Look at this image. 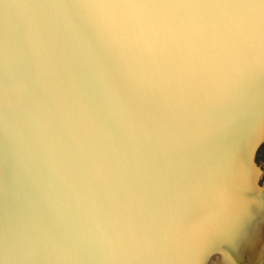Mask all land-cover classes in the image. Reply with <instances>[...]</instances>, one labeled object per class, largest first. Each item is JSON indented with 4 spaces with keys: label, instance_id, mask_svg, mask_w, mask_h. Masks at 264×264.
Masks as SVG:
<instances>
[{
    "label": "snow or ice",
    "instance_id": "obj_1",
    "mask_svg": "<svg viewBox=\"0 0 264 264\" xmlns=\"http://www.w3.org/2000/svg\"><path fill=\"white\" fill-rule=\"evenodd\" d=\"M53 6L75 10L87 24L88 33L79 32L86 49L74 39L63 60V76L80 112L113 141L122 136L130 141L146 121L159 122L169 132L159 142L160 154L175 153L179 161L158 170L154 182L138 171L126 201L112 196L111 214L122 222L109 231L97 220L94 235L77 237L69 246L54 243L55 259L99 255L123 264H163L174 231L209 225L213 237L235 242L246 214L231 207L229 174L202 170L192 152L208 139L199 125L212 110L226 102L240 106L245 87L264 75V0H53ZM25 90L0 86L4 107L10 91ZM105 109L115 130L102 118ZM236 119L243 137L264 123V109L257 113L250 103L239 108ZM192 120L197 127L189 126ZM181 123L183 134L169 127ZM9 248L5 237L0 264L12 259Z\"/></svg>",
    "mask_w": 264,
    "mask_h": 264
},
{
    "label": "rangeland",
    "instance_id": "obj_2",
    "mask_svg": "<svg viewBox=\"0 0 264 264\" xmlns=\"http://www.w3.org/2000/svg\"><path fill=\"white\" fill-rule=\"evenodd\" d=\"M36 11L37 8L26 9L18 1L0 0V13L20 22L27 28L24 33H29V40L35 42L27 45L22 33L10 43L8 36L4 39L0 34V86L19 81L6 86L26 88L24 92L10 91L7 107L0 99V235L10 245L9 264H123L99 255L59 261L55 259L54 243L69 246L77 237L94 235L97 220L109 231L117 227L122 217L111 214L113 194L126 201L135 191L132 185L138 171L151 176L154 182L158 170H165L170 160L179 166L178 158L175 153L160 154L159 142L169 132L159 122L146 121L145 128H138L130 141L123 136L119 141L107 139L105 130L92 125L73 102L64 68L30 77L26 67L38 45L36 41L48 35L61 61L74 39L82 52L86 49L79 32L88 33L86 22L71 8L62 10L52 3V18ZM35 12L37 17L41 16L37 18ZM57 28L64 31L65 37L55 35ZM39 55L48 53L42 51ZM73 71L79 75L77 65ZM14 75L18 77L14 79ZM241 99L240 106L226 102L212 110L207 122L199 125L208 139L203 147L192 152L194 163L202 170L229 174L234 193L231 207L237 214H246L240 235L235 242L225 243L211 235L212 225L174 231L170 242L173 255L180 260L169 264H264V123H258L242 137L240 121L236 119L239 108L250 103L257 113L264 109V75L246 87ZM102 118L116 129L108 110L102 112ZM189 126L197 127V121L192 120ZM169 127L181 134L186 131L183 123ZM34 130L40 132V138L33 143L20 141L25 132L33 134ZM250 139L256 144L249 156V173L243 169L236 173L243 168L241 154ZM135 211L142 209L136 205ZM213 248L216 250L208 255ZM29 253H35V258L26 259Z\"/></svg>",
    "mask_w": 264,
    "mask_h": 264
},
{
    "label": "bare ground",
    "instance_id": "obj_3",
    "mask_svg": "<svg viewBox=\"0 0 264 264\" xmlns=\"http://www.w3.org/2000/svg\"><path fill=\"white\" fill-rule=\"evenodd\" d=\"M7 1H9V2H12V1H18V2H20L21 4H23V5H25V8L26 9H29L31 6L32 7H35V8H37V10L38 11H40L39 13L40 14H42V15H45L46 17H51L52 18V16H51V8H52V3H53V0H6V3H7ZM16 4V3H15ZM27 6H30V7H28L27 8ZM62 8V10H63V7H61ZM11 10H12V8H11ZM38 11H36V12H38ZM27 12H29V11H27ZM36 12H35V14H36ZM64 12V11H63ZM38 13V14H39ZM65 13V12H64ZM28 15V14H27ZM36 17H37V14L35 15ZM41 16V15H40ZM39 15H38V17H40ZM37 17V18H38ZM27 19V18H26ZM35 23V22H34ZM53 25V24H52ZM25 29H27V28H25V27H23V25L20 23V22H18V21H16V20H14V18L11 16V15H4V14H2V13H0V34L4 37V39L6 38V36H8L7 38L10 40V43H13L14 41H15V39L17 38V37H19V35H21L22 33H23V35H25V37L23 38L24 39V41H26V39H27V41L25 42L27 45H29V44H34L35 42L33 41L32 42V40H29V38H28V35H29V33H24L26 30ZM35 30V29H34ZM33 31V30H32ZM54 33H55V35L56 36H59V37H65V33H64V31L62 30V29H60V28H57L56 30H54ZM32 34V33H31ZM32 37V36H31ZM30 37V38H31ZM22 38V37H21ZM33 38V37H32ZM15 44V43H14ZM36 44H38V45H35V50H34V54H32L31 53V55L32 56H30L29 57V64L27 65V67L26 68H28V73H29V75H30V77L32 78V77H34L35 76V73H45V72H51V71H49V70H56L57 68H64L63 67V60H64V56H65V53L62 55V58H61V61H60V58H57V56H58V51H56L55 50V48H54V44H53V41L52 40H50L49 39V37H48V35H46V37L45 38H43L42 39V41H36ZM43 44V45H42ZM15 46V45H14ZM47 52L48 53V55H46V56H41V55H39V52ZM15 52V51H14ZM35 55V56H34ZM28 59V58H27ZM21 62H22V60H21ZM62 62V63H61ZM22 65H23V63H21ZM18 66H20V64L18 65ZM16 67V66H15ZM23 67V66H22ZM25 68V67H24ZM25 68V69H26ZM56 68V69H55ZM21 70V69H20ZM19 70V71H20ZM7 71V70H6ZM16 72H18V71H16ZM6 73V72H5ZM13 73V72H12ZM11 73V74H12ZM14 74V73H13ZM22 74V73H21ZM27 74V73H26ZM20 75V74H19ZM10 76H13V75H10ZM9 76V77H10ZM24 76V75H23ZM8 77V76H7ZM16 77H18V76H16V75H14V79H16ZM25 77V76H24ZM5 78V77H4ZM46 78V77H45ZM44 78V79H45ZM18 79V78H17ZM3 81V80H2ZM15 83L16 82H19V81H14ZM14 82H12V83H14ZM11 83V84H12ZM8 84H10L9 82H8ZM8 84H5V85H8ZM10 84V85H11ZM17 84V83H16ZM12 86V85H11ZM246 91V87H245V89L243 90V93H242V95L244 94V92ZM31 104V103H30ZM27 105H29V104H27ZM38 106V105H37ZM18 107V106H17ZM19 108H20V105H19ZM40 108V107H39ZM13 109V108H12ZM16 109H18V108H16ZM14 111V110H13ZM10 112H11V110H10ZM37 113V112H36ZM11 114V113H10ZM40 114V113H39ZM40 115H42V114H40ZM39 115V116H40ZM38 116V117H39ZM40 117H42V116H40ZM11 134V133H10ZM15 134V133H14ZM40 132L39 131H37V130H34V133L33 134H28V133H24L22 136H21V139H20V141L22 142V141H25L26 143H33L36 139H38V138H40ZM12 136V135H11ZM14 136V135H13ZM255 141L253 140V139H250L246 144H245V147H244V152L241 154V157H242V162H241V165L243 166V168L241 167L240 169H237V170H235V172L236 173H239L240 171H242V169H243V171H246L247 172V174L249 173V170H248V168L247 167H249L248 166V164H249V156H250V154H251V151H252V148H254V146H255ZM240 158V157H239ZM239 164V163H238ZM251 164V163H250ZM245 168H247V169H245ZM250 168V167H249ZM254 171V170H253ZM257 172V171H256ZM243 173V176H244V174H245V172H242ZM247 174H245V176H244V178L246 177L247 178ZM252 174V173H251ZM237 175H240V174H237ZM247 175V176H246ZM256 175V174H255ZM233 176V175H232ZM241 176V175H240ZM232 178H234V179H237V177H232ZM243 178V179H244ZM248 179V178H247ZM251 179V178H250ZM25 180V179H24ZM28 180H29V178H28ZM245 181V180H244ZM252 181V180H251ZM250 181V182H251ZM253 182V184H254V181H252ZM251 182V183H252ZM239 183V182H238ZM234 184H235V182H234ZM232 188V187H231ZM234 188V187H233ZM181 232H183V231H181ZM173 235H174V232L170 235V238H169V244H171V245H169L170 247H171V254H170V256L168 257V259L167 260H165L164 262L166 263V264H169V262H171V261H179L180 259H176L175 258V255H173V245H172V243L170 242V241H172L173 242V240H172V238H173ZM174 238H175V236H174ZM3 240V238H2V236L0 235V241H2ZM195 248V247H194ZM200 248V247H199ZM193 251V250H192ZM191 251V252H192ZM195 251V250H194ZM196 253V252H195ZM190 254V253H189ZM189 254H188V256H189ZM183 256H185V255H183ZM183 256L181 257V258H183ZM192 256V255H191ZM191 257H189V259H190ZM192 259V258H191ZM195 259H197V258H195ZM188 260V259H187ZM192 261H195V260H192ZM191 261V262H192ZM185 263H186V261H185Z\"/></svg>",
    "mask_w": 264,
    "mask_h": 264
}]
</instances>
